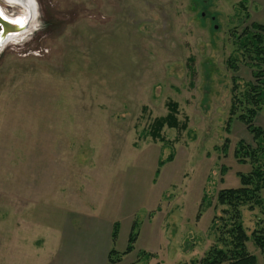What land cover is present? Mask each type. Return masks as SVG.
Instances as JSON below:
<instances>
[{"label": "rangeland", "instance_id": "obj_1", "mask_svg": "<svg viewBox=\"0 0 264 264\" xmlns=\"http://www.w3.org/2000/svg\"><path fill=\"white\" fill-rule=\"evenodd\" d=\"M35 2L31 32L0 49V264H105L109 229L114 264H198L217 192L250 170L234 151L251 134L226 127L231 76L251 73L226 59L233 30L264 25V0ZM169 101L185 128L154 137ZM241 217L250 235L264 210Z\"/></svg>", "mask_w": 264, "mask_h": 264}, {"label": "trees", "instance_id": "obj_2", "mask_svg": "<svg viewBox=\"0 0 264 264\" xmlns=\"http://www.w3.org/2000/svg\"><path fill=\"white\" fill-rule=\"evenodd\" d=\"M239 4L244 8L241 1ZM47 26V28L52 27V24L48 23ZM51 30L50 28L49 32ZM230 34L234 49L232 55L230 54L226 59V66L232 74L238 71L240 64L248 67L251 80L240 88L237 76H231L232 97L226 130L229 131L232 120L236 119L251 134L253 145L238 140L234 151L238 163L249 164L250 170L247 173L236 174L239 178V186L223 188L217 192L216 206L224 207L221 215H214L212 218V222L217 225V239L198 260V264H258L256 256L250 253L247 247L248 242H252L259 250L264 264V219H262L263 225L255 228L248 235L241 217V208L244 206L250 210L255 207L264 210V200L260 195L264 188V130L254 123L259 112L264 114V25L251 22L241 33L233 30ZM177 106L176 102H168V113L165 117L154 121L152 136L157 137L164 125L168 128H185V124H178ZM223 146L226 147V144L224 143ZM113 228L114 240L117 225L115 224ZM133 240L134 235L131 234L128 248L131 247ZM118 258L119 255L115 254L114 250L109 252V261L114 263Z\"/></svg>", "mask_w": 264, "mask_h": 264}, {"label": "bare ground", "instance_id": "obj_3", "mask_svg": "<svg viewBox=\"0 0 264 264\" xmlns=\"http://www.w3.org/2000/svg\"><path fill=\"white\" fill-rule=\"evenodd\" d=\"M5 2L8 3H15L21 6L22 11H20L19 13H17L16 15H6L4 10L2 9V7L0 6V11L4 13V15H6L5 17L7 19H9L10 21L17 23L18 26L21 27H25L26 24H29V26H26V29L23 32H20L17 36H10V40H19L22 39L24 36H26L27 34H29L32 30V28L35 26H32L31 24V16L33 14V8H35L36 6V2L35 0H3ZM27 18L29 19V23L26 22ZM22 28V29H23Z\"/></svg>", "mask_w": 264, "mask_h": 264}, {"label": "water", "instance_id": "obj_4", "mask_svg": "<svg viewBox=\"0 0 264 264\" xmlns=\"http://www.w3.org/2000/svg\"><path fill=\"white\" fill-rule=\"evenodd\" d=\"M1 1H3V0H1ZM3 2H5V1H3ZM6 3H8V2H6ZM15 5H17L18 7L21 8L20 5H18V4H15ZM6 15H8V14H6ZM6 15H4V13L0 11V49H2L3 45L8 40H10V36H14V35L17 36L20 32H23L26 29L27 25L29 26V24H26L24 28L21 26H18L17 23H14V22L10 21L9 19H7L5 17ZM26 22L29 23L28 18H27Z\"/></svg>", "mask_w": 264, "mask_h": 264}, {"label": "crops", "instance_id": "obj_5", "mask_svg": "<svg viewBox=\"0 0 264 264\" xmlns=\"http://www.w3.org/2000/svg\"><path fill=\"white\" fill-rule=\"evenodd\" d=\"M109 231V241H110V246H108V248H107V250L105 251V256H104V262H105V264H110V261H109V248L111 247V231H110V229L108 230ZM112 264H114V263H112ZM115 264H118V263H115Z\"/></svg>", "mask_w": 264, "mask_h": 264}, {"label": "flooded vegetation", "instance_id": "obj_6", "mask_svg": "<svg viewBox=\"0 0 264 264\" xmlns=\"http://www.w3.org/2000/svg\"><path fill=\"white\" fill-rule=\"evenodd\" d=\"M20 8V7H19ZM20 11H22V10H20ZM20 11H18V12H11L10 14L8 13V15H10V16H12V15H16L17 13H19Z\"/></svg>", "mask_w": 264, "mask_h": 264}]
</instances>
